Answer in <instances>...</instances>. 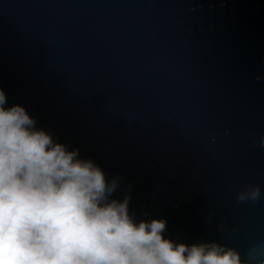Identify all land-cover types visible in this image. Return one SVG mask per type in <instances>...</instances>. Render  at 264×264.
<instances>
[{
  "label": "water",
  "instance_id": "obj_1",
  "mask_svg": "<svg viewBox=\"0 0 264 264\" xmlns=\"http://www.w3.org/2000/svg\"><path fill=\"white\" fill-rule=\"evenodd\" d=\"M0 88L136 220L264 264V0H0Z\"/></svg>",
  "mask_w": 264,
  "mask_h": 264
},
{
  "label": "clouds",
  "instance_id": "obj_2",
  "mask_svg": "<svg viewBox=\"0 0 264 264\" xmlns=\"http://www.w3.org/2000/svg\"><path fill=\"white\" fill-rule=\"evenodd\" d=\"M118 188L0 88V264H241L215 242L166 238L163 218L136 220Z\"/></svg>",
  "mask_w": 264,
  "mask_h": 264
}]
</instances>
